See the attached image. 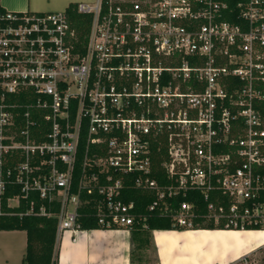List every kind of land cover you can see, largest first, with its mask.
<instances>
[{
	"label": "built area",
	"instance_id": "2783aa9c",
	"mask_svg": "<svg viewBox=\"0 0 264 264\" xmlns=\"http://www.w3.org/2000/svg\"><path fill=\"white\" fill-rule=\"evenodd\" d=\"M76 11L91 16L85 42L65 11L0 13V218L50 216L36 200L57 202L60 239L89 204L99 229L130 231L145 219L122 200L131 187L178 228L192 229L195 204L172 199L221 192L229 214L208 203V220L264 231V0H96Z\"/></svg>",
	"mask_w": 264,
	"mask_h": 264
},
{
	"label": "crops",
	"instance_id": "0c3cea01",
	"mask_svg": "<svg viewBox=\"0 0 264 264\" xmlns=\"http://www.w3.org/2000/svg\"><path fill=\"white\" fill-rule=\"evenodd\" d=\"M67 3L68 0H0V7L10 12L43 13L52 6L57 8L54 4L60 7ZM17 233L25 234L0 231V238ZM151 234L150 247L133 264H234L264 248L262 230L153 231ZM58 245V264H132L133 245L127 230H79L64 234ZM2 260V264H7L8 260Z\"/></svg>",
	"mask_w": 264,
	"mask_h": 264
},
{
	"label": "trees",
	"instance_id": "16d2710c",
	"mask_svg": "<svg viewBox=\"0 0 264 264\" xmlns=\"http://www.w3.org/2000/svg\"><path fill=\"white\" fill-rule=\"evenodd\" d=\"M226 1L229 7H233L237 0H223ZM77 4H69L65 9L68 14L69 21L79 41L85 42V37L89 31L91 16L82 15L76 11ZM4 10L0 7V13ZM226 19L231 22H236L233 16L227 15ZM84 144L80 142L77 162L73 173V181L71 187V193L76 194L78 190V182L80 178V163L83 152ZM165 148L156 153L153 158L155 168H157L152 178L157 181L159 185L167 183L163 169H161L160 163L165 159ZM17 190H14V192ZM13 194L12 191H7L5 197H10ZM82 200L87 199V195L83 193L81 195ZM264 199V196H262ZM122 200L124 202H133L134 211L141 217H144V221L141 224H145L144 229L141 224L135 225L130 230L131 242L133 245L130 259L132 264L135 259L141 256L142 251L148 249L151 243V233L153 231H184L186 229L178 228L172 222L170 215H160L156 212H149L147 210L149 204L154 200V195L147 192L134 190L131 187L123 191ZM187 201L195 204V217L193 218V230H261V225L253 223H238L236 227L227 225V220H220L217 224L211 219H207V204L213 203L217 206H222L225 210V214H229V199L221 194V192H211L209 194L208 201H204L203 196L199 192H191L186 197L178 196L172 199L171 205L175 209L182 202ZM45 206V209L50 216L40 215H27L19 218L18 216H8L0 218V231H24L25 232V252L22 258V264H58V236H57V213L59 211V204L57 202L47 203L44 201L36 200L35 208L39 206ZM22 204L21 209H23ZM94 210L91 205H82L78 209L77 223L80 231L98 230L96 220L94 218ZM207 222L204 224V222ZM209 221V222H208ZM264 249V248H262ZM246 259V257H245Z\"/></svg>",
	"mask_w": 264,
	"mask_h": 264
},
{
	"label": "rangeland",
	"instance_id": "374dc122",
	"mask_svg": "<svg viewBox=\"0 0 264 264\" xmlns=\"http://www.w3.org/2000/svg\"><path fill=\"white\" fill-rule=\"evenodd\" d=\"M95 1L96 0H68L67 4H63L60 7L54 4L55 6H57V8L52 6L49 9V11L43 12V13L64 12L65 9L68 7L69 2L70 4H78V3L94 4ZM205 223L207 222L205 221L204 224ZM6 249L8 250V252L5 251ZM24 252H25V234L24 233H17L15 235H10L9 238H0V264L4 262L2 259L8 260L7 264H22V258L24 256ZM140 254H143L144 256V252ZM145 256L147 257V255ZM246 263L247 264H264V249L255 251L251 253L250 255H248L246 257ZM234 264H245V262L239 260L238 262H235Z\"/></svg>",
	"mask_w": 264,
	"mask_h": 264
},
{
	"label": "bare ground",
	"instance_id": "6f19581e",
	"mask_svg": "<svg viewBox=\"0 0 264 264\" xmlns=\"http://www.w3.org/2000/svg\"><path fill=\"white\" fill-rule=\"evenodd\" d=\"M187 230H193V229H187ZM235 231H247V230H235ZM248 231H252V230H248Z\"/></svg>",
	"mask_w": 264,
	"mask_h": 264
}]
</instances>
